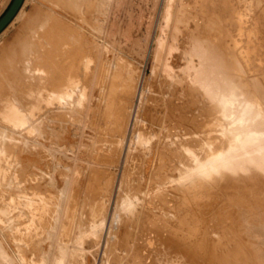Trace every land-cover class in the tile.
I'll return each instance as SVG.
<instances>
[{"label":"bare ground","instance_id":"bare-ground-1","mask_svg":"<svg viewBox=\"0 0 264 264\" xmlns=\"http://www.w3.org/2000/svg\"><path fill=\"white\" fill-rule=\"evenodd\" d=\"M40 1L0 46V233L20 264L48 263L68 179L67 264H264V109L252 94L240 108L234 79L211 69L244 1L165 0L144 78L98 40L94 2L58 0L66 14ZM197 37L214 53L201 58ZM239 113L260 128L243 132ZM78 145L76 164L62 158ZM3 243L2 264H16Z\"/></svg>","mask_w":264,"mask_h":264},{"label":"rangeland","instance_id":"rangeland-1","mask_svg":"<svg viewBox=\"0 0 264 264\" xmlns=\"http://www.w3.org/2000/svg\"><path fill=\"white\" fill-rule=\"evenodd\" d=\"M45 1L51 4L57 10L64 12L62 8L57 6L58 0H45ZM85 1L78 0V2L80 3L75 8H78V7L81 8L83 5L85 7V5L87 6V3L90 1L96 4L98 10L96 13L94 11L91 15H93L92 16L93 23L101 24V28L103 29L100 32L101 36L102 34L103 36L101 37V39H98L101 42V44L108 46L114 52H117L118 54L124 56L125 58L129 59L133 63L137 64L143 71V78L145 76H148L150 74V69H151L150 56H151V53L153 52V48L155 45V38H156L158 29H159L162 13L164 10L165 0H85ZM243 1L244 3L239 6L241 11L243 10L242 12V14H244L243 21L236 20V23L232 21H228L226 24L224 23V25H221L220 27L228 33L227 37H224V41L222 40V42H225V45L228 49L227 56L223 57L222 59L223 64L217 67L215 65L213 68L211 67L210 68L218 70V71L219 70L226 71L225 76H226V73H229V75H227V78L231 77L234 79L235 81L234 83L238 87V89L236 90L237 91L236 95L238 96V98H235L237 99V101L234 103L240 102L239 104L240 108L242 106L244 107L245 105L243 103L244 98H246L247 95L251 96L252 94L253 98H251V101H250L252 103V107H254L255 109H257L258 107H261L264 109V86H263L264 81L263 83L260 81V79L262 80L264 79V5L263 4L261 5L259 1L257 0H249V2L246 5H245V2L248 0H243ZM11 2L12 0H0V18L3 16L7 8L10 6ZM24 2H25V4L23 3L24 6L22 5L23 10L20 12L17 19L14 20L12 24L8 25L7 28L4 30L3 34L0 35V46L2 45L4 39L5 40H7L8 38L10 39V37L14 34V32H16L19 29L21 19L23 18L25 14L29 13L32 10L34 4L35 5L36 3L44 4V2L40 0H26ZM222 7L219 5H213V10H216L215 12H218L221 10ZM220 13H223V11L221 10ZM17 27L18 29H16ZM212 27H213L212 24H209V31L212 30ZM210 32H209V35H210ZM209 39L211 38H203V39L199 37L195 38L193 43H195L196 46H198L200 57L201 56L205 57L208 54L211 55V53H214V52H208L212 50V44H213L209 42ZM203 45H204V48H203ZM194 52L195 51L193 50V53ZM147 53H148V56H147ZM218 54L219 52L215 50V55L218 56ZM236 56L238 58H236ZM214 60H217V58H214ZM208 64L210 65L212 64V62L207 63V59H206L204 63L201 65V68L202 69L205 68V65H207L206 67H209ZM211 82H213L214 88H217L219 91L222 90V87L220 86L222 85L221 83L220 85H216L217 82H219V80H216V82L214 80H211ZM222 86L224 87V84ZM259 88L261 89L260 93L258 92ZM254 94L256 96H254ZM135 107H136V104L134 106L133 114H132L131 121H130V127L128 131L127 139L125 142L123 156H122L121 163H120L121 165L124 159V154L127 148L128 140H129V134H130L133 118H134ZM235 107L237 106L235 105ZM256 115L257 114H255V116L253 115L252 117L250 115L245 116V117L244 116L240 117V113H239V116H238V118L240 119L239 121L241 122L243 121L241 125L243 128L242 130L243 132L244 131L246 132L247 130L253 131L255 129L260 128L259 125L261 124L259 125L256 124L258 123V119H256ZM262 118H264V114ZM263 126L264 124L262 123L261 127ZM82 132H83V129H80L81 135L79 134V137H78L79 140H81ZM78 150H79V145L76 148L75 157L72 159H69L67 155L64 153H62L61 156L64 160H68V161H71L73 164H76L78 162L77 160ZM49 151L53 152L54 154H58L57 149H53L52 151L49 149ZM120 171H121V167L118 169L119 173H118L116 183L118 182ZM66 181L67 182L65 183V186L67 184V187H64V190L67 191L69 188L68 185H70L69 183L70 179ZM64 190L63 192H64L65 197H63L61 208H62V205L65 204V201H66L65 198L67 196L66 195L67 193ZM115 194H116V187H115L114 194L112 197L113 201L115 199ZM112 200H111V204L109 207L108 216L106 219L107 222L105 223L106 224L105 229H107L108 227V224H109L108 221H110L112 218V217L110 218L109 216L110 213L113 212L114 202ZM63 207H65V205H63ZM61 208L59 210V213H60L59 215L63 216L62 212H64V210L62 209L63 210L62 211ZM62 216L60 217L61 219H62ZM59 217H58V220L60 222L61 220L59 219ZM59 222H57V225L55 227V230L56 228L58 230L56 231L57 233L54 230V232L56 233V236H55V233L52 232L54 235H51L53 237L49 238L51 239L50 241H51L52 249L50 248L49 250V254L47 257V262H48L47 264L55 263L54 258L56 256V253H59V260L63 262V264H67V261L69 259V256H68L69 252L79 250L75 246L74 247L72 246L73 247L72 249L71 245L62 246V244L57 243V239H58L59 231H60L59 229L61 228L60 226L61 222L60 223ZM105 234L106 233H104V237H105ZM104 237L102 238L101 244L103 243ZM0 239L2 240V242H4L3 243L4 246L10 249V247L8 246L7 242L5 241L1 233H0ZM52 240H54V242H52ZM59 246L61 248L66 249L67 253L63 252V250L61 249L59 250L60 252H56V248ZM67 247H70V248H67ZM9 249L7 250L9 251V253L11 252L10 253L11 258L13 260L15 258L14 261L16 262V264H20V262L17 260L12 250L11 249L9 250ZM0 264H2V262Z\"/></svg>","mask_w":264,"mask_h":264},{"label":"water","instance_id":"water-1","mask_svg":"<svg viewBox=\"0 0 264 264\" xmlns=\"http://www.w3.org/2000/svg\"><path fill=\"white\" fill-rule=\"evenodd\" d=\"M25 0H12L10 6L0 18V34L13 21L19 10L21 9Z\"/></svg>","mask_w":264,"mask_h":264},{"label":"trees","instance_id":"trees-1","mask_svg":"<svg viewBox=\"0 0 264 264\" xmlns=\"http://www.w3.org/2000/svg\"><path fill=\"white\" fill-rule=\"evenodd\" d=\"M8 9V8H7ZM6 12V11H5Z\"/></svg>","mask_w":264,"mask_h":264}]
</instances>
